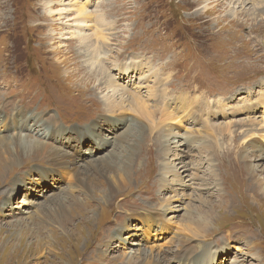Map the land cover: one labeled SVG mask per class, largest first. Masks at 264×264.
Returning <instances> with one entry per match:
<instances>
[{
	"label": "rangeland",
	"instance_id": "1",
	"mask_svg": "<svg viewBox=\"0 0 264 264\" xmlns=\"http://www.w3.org/2000/svg\"><path fill=\"white\" fill-rule=\"evenodd\" d=\"M79 7L91 27L74 22ZM103 37L102 82L125 96L116 112L99 79L85 81ZM9 105L44 112L66 136L0 155V264H264V0H0V108ZM165 130L167 155L153 143ZM98 165L104 174L76 195L75 170ZM111 178L125 183L113 195Z\"/></svg>",
	"mask_w": 264,
	"mask_h": 264
},
{
	"label": "bare ground",
	"instance_id": "2",
	"mask_svg": "<svg viewBox=\"0 0 264 264\" xmlns=\"http://www.w3.org/2000/svg\"><path fill=\"white\" fill-rule=\"evenodd\" d=\"M246 2L242 1L241 4L244 5ZM50 6L52 7V2H51V4L49 2V7ZM66 10H68V8L61 9L58 12H63ZM52 11H54V10L50 9V11H49V13L51 15L54 13L55 14L57 13L56 11H54V12H52ZM209 11H211V9L209 10V9L205 8L206 13ZM75 12H76V18L77 19H75L74 22H77L79 25L83 26L82 28H84V29L92 26V22L87 18L88 12L85 8L79 7V10L76 9ZM237 16H238V14H237ZM229 17H227V18H229ZM224 18H226V16H224ZM236 19H237V17H234V18H232V21L236 20ZM96 23L101 24V19L96 18ZM81 33H82V29H81L79 36H81V39H85V37L82 36ZM107 35H110V34L105 33V36H107ZM109 40L110 39L108 37L101 38L100 40L97 41L96 46H95L96 47V50H95L96 54H88V57L93 60V64H96V66L98 67V71L90 72V75L88 77L86 76L85 81L92 84L93 81L94 80L97 81V78H98L99 82H100L99 85L101 87L100 89H102L101 90L102 91L101 97L106 102V105H107L109 111L116 112V110L120 107V105L125 101V96L123 95V93H121L122 90H119V88H115L113 86L106 85L104 83L107 79V72L105 70L104 62H105V59L108 58L109 56H108V54H102V52H104L105 47L107 45H109V42H110ZM103 49H104V51H103ZM126 58H124L123 60H126ZM125 62H127V60ZM132 68L137 69L136 67H132ZM117 70L120 72L119 77L120 76L121 77L122 76L128 77V76L132 75L129 68L126 70H123V69H117ZM164 70H166V68H164ZM160 71L163 72L162 69ZM140 77H141V75H139V77H137L138 82L140 80ZM102 81H104V82H102ZM106 83H109V82L106 81ZM103 84H105V86H103ZM126 101H129V103L132 104L133 106L136 105V102L131 100V99L127 98ZM172 106L173 105H171V103L165 102L163 105V108L165 110H167ZM9 107H10V105L7 108H5V106L3 108H0V109H2V110H0V129L4 128V130L7 132L6 135L11 136V138H9V139L0 138V155H1L2 159L5 158V154L9 149L11 150L13 147H15V148L17 147V146H12L15 143H24V144L29 145V146H37L38 147V146H40L39 139L46 141V142H49V143L54 145V143L56 144V142H59L57 139H59V138L64 139L65 138L66 133H64L63 135H61L59 137H56V133H58L56 126H51L49 124L46 125V122L41 119L42 116H39V114H45L44 112L39 111L40 112V113L38 112L39 114H33L29 111H23V108H19V109L17 108L16 109V107H15V108H11L10 110H8ZM23 107L24 108H31L30 106H26V105H23ZM52 108L55 109V107H52ZM199 108H200V111H203V107H202L201 103H199ZM163 118H164V116H163ZM119 119H120V117H119ZM17 121H18L19 125H17L15 123ZM116 122L118 124H120L121 126H123L121 124V121L120 122L116 121ZM170 127H172V126H170ZM88 128H91V130H93V134L95 136L97 135L99 128H97L96 125H90ZM116 128H118V127H116ZM164 132H165L164 136L160 135L161 137H163L162 141H160L159 139H156L155 141H153V143H156L158 148H159V146L160 147L162 146V148L164 149V152H166V155H167L169 150H172L170 147H172L174 142L172 140V133H170V130H165ZM11 134H13V135H11ZM23 134H27V135H23ZM76 134L79 135L78 132H76ZM154 136H155V138L160 137L158 134H155ZM186 143L187 142H185V144ZM201 143L202 142H198V141L194 142L193 146H195V148H197L199 150L202 147ZM152 145L154 146L155 144H152ZM103 146H106L104 142H103ZM193 146H189V148L190 147L192 148ZM73 157H75L77 159V157L75 155H73ZM135 157H136V155H135ZM154 159L155 158L153 157V154H151V152H149V164L146 161L147 166H148L147 167L148 170L153 169V166H154L153 160ZM133 163H134V161H133ZM133 163H132V165H133ZM160 163H161V166L163 167V165H162L163 162L161 161ZM139 164L141 166V163H139ZM132 165L129 166V172L126 173V171H124L123 175L125 177H128L129 175H131L132 167H133ZM75 168H77V167H73V169H75ZM250 168H251L250 171H251V174L253 177L254 173H255V170H254L255 167L251 166ZM222 169H223L222 170V173H223L224 171L229 172L228 170L233 171L234 167H231L230 165H226V166H223ZM89 170H91V171H89ZM103 171H104L103 167H100L99 165L95 166L94 168H91V169H85V170L76 169L74 172V175H73V181L78 182L79 185L76 187L78 189V191L75 194L77 195L78 193H81V192L91 191L92 185L95 184L97 181V178L94 176V174H104ZM1 172H4L3 168L0 169V173ZM61 179L64 180V177H61ZM66 179H67V177H66ZM110 180L111 181L109 184L108 191L111 195H113L117 190H123V187L125 186L123 184H125V183H123V184L120 182L117 183L114 178H111ZM226 181H228V180L225 179L224 182H226ZM257 188L262 192V194H264V184H258ZM99 193L103 194L104 192L101 190V191H99ZM88 204L89 203L86 201L79 202V206L82 208V212L85 211L88 213V211L90 209ZM83 215H84V213H83ZM33 219L34 218L32 216H29V217L23 218L22 220H17V221L15 220V222H13L10 226H12L14 228H17V227L24 228V227L28 226ZM19 234H20V232H19ZM197 257H198V260L195 261V259H197ZM203 257H204V254L202 252H200L192 258V261H194L196 263H200L201 260L203 259ZM215 260H216V257H214V261ZM181 262H182V260L180 259L179 263L181 264ZM213 263L214 262H213L212 258H210V257L206 258L205 264H213Z\"/></svg>",
	"mask_w": 264,
	"mask_h": 264
}]
</instances>
